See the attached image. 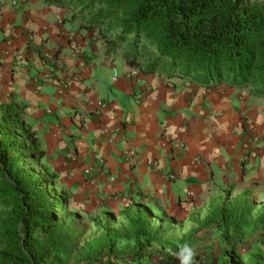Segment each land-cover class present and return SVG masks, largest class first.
Returning <instances> with one entry per match:
<instances>
[{
	"label": "crops",
	"instance_id": "crops-1",
	"mask_svg": "<svg viewBox=\"0 0 264 264\" xmlns=\"http://www.w3.org/2000/svg\"><path fill=\"white\" fill-rule=\"evenodd\" d=\"M99 41L67 8L0 0V98L14 92L28 103L47 166L76 208L118 215L137 204L191 230L230 187L264 182V98L126 62L120 72ZM101 66L111 67L106 83Z\"/></svg>",
	"mask_w": 264,
	"mask_h": 264
},
{
	"label": "trees",
	"instance_id": "trees-1",
	"mask_svg": "<svg viewBox=\"0 0 264 264\" xmlns=\"http://www.w3.org/2000/svg\"><path fill=\"white\" fill-rule=\"evenodd\" d=\"M45 1L69 9L80 27L105 41L108 53L120 49L140 73L249 89L264 98V0ZM28 107L14 92L0 99V264H62L56 258L69 259L77 240L76 221L69 220L72 193L43 165L47 151L27 120ZM232 191L170 243L174 219L156 225L152 211L129 205L116 229L106 227L108 253L120 239L134 240L137 257L159 242L176 253L213 224L228 239L249 223L255 207L247 194L232 199ZM256 221L264 227V212Z\"/></svg>",
	"mask_w": 264,
	"mask_h": 264
},
{
	"label": "rangeland",
	"instance_id": "rangeland-1",
	"mask_svg": "<svg viewBox=\"0 0 264 264\" xmlns=\"http://www.w3.org/2000/svg\"><path fill=\"white\" fill-rule=\"evenodd\" d=\"M70 18L71 16H69ZM97 37H99L98 34ZM89 38L90 41L94 40V36H89ZM105 44V41L100 39L98 51L107 52ZM111 54L116 59V67L122 72L126 66L122 51L120 49L114 50L111 51ZM103 74L106 83L111 76V67H104L103 69L101 66L100 75L103 77ZM130 76L133 75L130 74ZM108 82L111 84L112 81L109 80ZM249 95L252 96L250 92ZM42 147L44 148L43 144ZM47 158L46 156L43 160V165L50 169L47 166ZM49 171L53 172L51 169ZM253 184L255 187L250 192H240L238 188L236 190L233 188L231 192L232 199H240L247 194L253 201L255 207L250 214L249 223L240 232H234L228 239L222 234L217 224L201 231L195 241L192 242L202 250L196 257V264H264V227L256 221L258 215L264 212V182L256 181ZM225 194L226 192L223 193L222 198L226 196ZM68 208L71 211L69 220L75 219L76 221L74 228L77 240L69 259L56 258L60 263L96 264L100 257L103 258L104 262H109L111 258V264H179L175 252L169 248H162V242L155 243L150 249L144 247L139 251L141 257H137L134 240L120 239L116 240L114 248L108 253L109 246L107 243L110 241V235L105 234L106 227L116 229L117 225L119 226L123 222L120 213L117 215L118 218L109 208H104L101 212L100 210L78 209L72 201H70ZM184 227V225L182 228L180 227L181 231L175 227L173 230L175 237L165 241L173 242L177 239V233L182 232ZM168 234L170 235V233Z\"/></svg>",
	"mask_w": 264,
	"mask_h": 264
},
{
	"label": "clouds",
	"instance_id": "clouds-1",
	"mask_svg": "<svg viewBox=\"0 0 264 264\" xmlns=\"http://www.w3.org/2000/svg\"><path fill=\"white\" fill-rule=\"evenodd\" d=\"M168 222L169 221H166L164 223V225H167ZM154 223L156 225H158L159 221L155 220V218H154ZM180 227L182 228L183 225H181ZM171 229H172L171 234H174V231H173L174 227H172ZM188 230H189V226L186 225L185 228L183 229V231L188 232ZM177 235L179 236L180 233H177ZM193 246L196 247L195 244H189V243H184V244L179 246L178 251L175 253V257L179 261V264H196V257L198 254H200L198 252L202 251V250H200L199 247L195 248Z\"/></svg>",
	"mask_w": 264,
	"mask_h": 264
},
{
	"label": "built area",
	"instance_id": "built-area-1",
	"mask_svg": "<svg viewBox=\"0 0 264 264\" xmlns=\"http://www.w3.org/2000/svg\"><path fill=\"white\" fill-rule=\"evenodd\" d=\"M77 53H81V49L80 48H77ZM115 77H114V79H116V77H117V70L115 69ZM130 74H132V75H134L135 74V70H131L130 71Z\"/></svg>",
	"mask_w": 264,
	"mask_h": 264
}]
</instances>
